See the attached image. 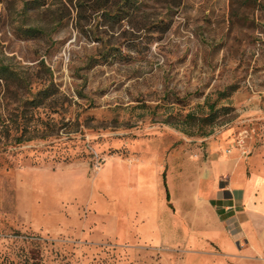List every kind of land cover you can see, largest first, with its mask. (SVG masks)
Segmentation results:
<instances>
[{
	"label": "rangeland",
	"instance_id": "rangeland-1",
	"mask_svg": "<svg viewBox=\"0 0 264 264\" xmlns=\"http://www.w3.org/2000/svg\"><path fill=\"white\" fill-rule=\"evenodd\" d=\"M1 65L0 256L208 263L178 223L264 159V0H0Z\"/></svg>",
	"mask_w": 264,
	"mask_h": 264
},
{
	"label": "crops",
	"instance_id": "crops-1",
	"mask_svg": "<svg viewBox=\"0 0 264 264\" xmlns=\"http://www.w3.org/2000/svg\"><path fill=\"white\" fill-rule=\"evenodd\" d=\"M206 168L214 176L208 185L200 172L195 212H183L177 232L204 243L207 264H264V159L214 156Z\"/></svg>",
	"mask_w": 264,
	"mask_h": 264
},
{
	"label": "trees",
	"instance_id": "trees-1",
	"mask_svg": "<svg viewBox=\"0 0 264 264\" xmlns=\"http://www.w3.org/2000/svg\"><path fill=\"white\" fill-rule=\"evenodd\" d=\"M70 2H72V0H69ZM124 1V3H127V4H131L138 1V0H122ZM108 16H112V15H108ZM123 20V19H122ZM9 74H11L10 70L5 67V66H0V80H8L10 78ZM53 93L50 92V88H47L45 90H42L41 92H39L38 94V97H37V108L38 107H41L46 101H48L51 97H53ZM225 111H227L226 109H224ZM218 113L219 112H216L215 110V105H211L210 106V117L208 118H203V121L206 122V121H210L211 123H214L215 120L218 118ZM188 117H191V115H189ZM205 135V134H203ZM19 143H20V140H19ZM167 201L170 202V194H169V191L167 189ZM0 264H16L14 262H11L10 260H8L7 257H4V256H0ZM18 264V263H17Z\"/></svg>",
	"mask_w": 264,
	"mask_h": 264
}]
</instances>
